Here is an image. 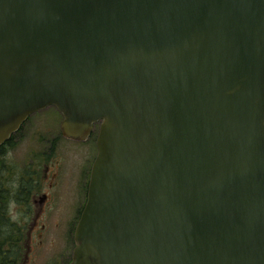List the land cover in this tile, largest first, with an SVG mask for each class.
<instances>
[{
    "label": "water",
    "instance_id": "95a60500",
    "mask_svg": "<svg viewBox=\"0 0 264 264\" xmlns=\"http://www.w3.org/2000/svg\"><path fill=\"white\" fill-rule=\"evenodd\" d=\"M51 105L100 123L71 264H264V0H0V144Z\"/></svg>",
    "mask_w": 264,
    "mask_h": 264
},
{
    "label": "flooded vegetation",
    "instance_id": "af4514ba",
    "mask_svg": "<svg viewBox=\"0 0 264 264\" xmlns=\"http://www.w3.org/2000/svg\"><path fill=\"white\" fill-rule=\"evenodd\" d=\"M43 110L28 116L0 144V264H71L73 260L93 164L89 171L88 164L77 171V189L70 190L63 161L55 156L56 138L47 128H52L51 122L36 117ZM28 139L24 149L28 159L16 158ZM63 242H69V254L61 247Z\"/></svg>",
    "mask_w": 264,
    "mask_h": 264
},
{
    "label": "rangeland",
    "instance_id": "374dc122",
    "mask_svg": "<svg viewBox=\"0 0 264 264\" xmlns=\"http://www.w3.org/2000/svg\"><path fill=\"white\" fill-rule=\"evenodd\" d=\"M42 120H47L50 123V127H47L50 129V134H54L56 138V145L58 146L55 156L61 159L62 162V168L64 171H67L69 178L70 190H76L77 189V180H78V170L82 168V166L87 165V169L89 171V167L91 166V163L93 164L94 157L96 158L98 154L97 150V139L100 131V125H95L96 127L92 131L90 137L86 141H80L78 143H75L74 141H70L61 133V126L64 121V115L61 113V111L54 105L47 107L45 110L41 111L36 117H40ZM38 120V119H37ZM31 135L29 136V138ZM33 138L36 139L37 135L36 133L33 135ZM30 144V140L28 139L25 144H23V148L21 149L22 155H17L16 158L22 159L26 156V151L24 150L26 145ZM69 145V147H68ZM95 160V159H94ZM72 175V176H71ZM67 182V180H66ZM68 183V184H69ZM67 184V185H68ZM66 185V186H67ZM64 246H61L66 253L69 254V242H63Z\"/></svg>",
    "mask_w": 264,
    "mask_h": 264
}]
</instances>
